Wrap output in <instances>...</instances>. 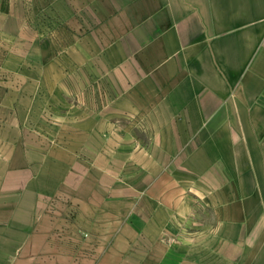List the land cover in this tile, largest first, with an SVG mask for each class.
<instances>
[{
    "label": "crops",
    "instance_id": "obj_1",
    "mask_svg": "<svg viewBox=\"0 0 264 264\" xmlns=\"http://www.w3.org/2000/svg\"><path fill=\"white\" fill-rule=\"evenodd\" d=\"M15 1L0 264H264V0Z\"/></svg>",
    "mask_w": 264,
    "mask_h": 264
},
{
    "label": "rangeland",
    "instance_id": "obj_2",
    "mask_svg": "<svg viewBox=\"0 0 264 264\" xmlns=\"http://www.w3.org/2000/svg\"><path fill=\"white\" fill-rule=\"evenodd\" d=\"M1 2H4L5 5L8 4V2H10V0H1ZM16 6L22 7L25 9L26 14L24 15V21L26 22L27 25H30V22H33L35 24H38L41 18L40 14V4H41V0H16L15 1ZM43 16V15H42ZM34 26V25H33ZM38 31L33 28L32 30V36L34 33H37ZM27 31L21 29V30H17V36H19L20 38H24L27 35ZM12 48V43L8 42V37L5 34V32H3L2 30H0V50H5V53L8 52V48Z\"/></svg>",
    "mask_w": 264,
    "mask_h": 264
}]
</instances>
